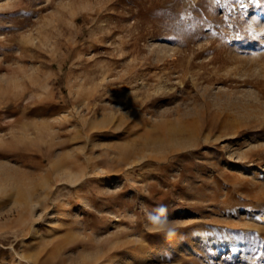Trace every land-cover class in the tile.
Listing matches in <instances>:
<instances>
[{
    "label": "rangeland",
    "instance_id": "374dc122",
    "mask_svg": "<svg viewBox=\"0 0 264 264\" xmlns=\"http://www.w3.org/2000/svg\"><path fill=\"white\" fill-rule=\"evenodd\" d=\"M0 264H264V0H0Z\"/></svg>",
    "mask_w": 264,
    "mask_h": 264
},
{
    "label": "clouds",
    "instance_id": "9594fccd",
    "mask_svg": "<svg viewBox=\"0 0 264 264\" xmlns=\"http://www.w3.org/2000/svg\"><path fill=\"white\" fill-rule=\"evenodd\" d=\"M143 211L147 231L163 235L166 239H172L176 236L180 222L169 218L167 205L161 203L154 208H146Z\"/></svg>",
    "mask_w": 264,
    "mask_h": 264
}]
</instances>
